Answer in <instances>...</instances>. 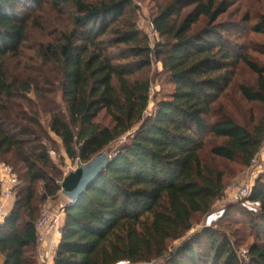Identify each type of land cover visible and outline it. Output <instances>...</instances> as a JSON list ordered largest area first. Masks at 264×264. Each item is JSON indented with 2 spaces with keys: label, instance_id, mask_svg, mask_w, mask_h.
Wrapping results in <instances>:
<instances>
[{
  "label": "trees",
  "instance_id": "1",
  "mask_svg": "<svg viewBox=\"0 0 264 264\" xmlns=\"http://www.w3.org/2000/svg\"><path fill=\"white\" fill-rule=\"evenodd\" d=\"M234 2L156 5L151 26L160 42L151 47L135 25L132 0H0V164L21 175L0 224L3 264H37L39 205L57 195L63 180L49 156L50 135L68 160L84 165L128 134L106 169L64 207L52 264H141L164 257L167 264H264V176L246 200L257 206L249 220L256 233L243 255L230 236L209 229L203 240L192 237L169 249L225 189L221 175L201 159L206 139L213 142L212 159L245 168L264 145V120L248 131L218 109L219 118L209 121L240 65L256 86L237 85L238 94L264 108V67L231 38L235 28L219 22ZM46 5L57 13L71 6L70 28L54 29L35 48L39 66L14 75L8 62L21 58L32 30L44 32L35 15ZM249 33L264 37V16ZM153 61L172 89L145 116L150 81L137 75ZM101 113L109 126L97 122ZM42 114L49 117L47 129Z\"/></svg>",
  "mask_w": 264,
  "mask_h": 264
},
{
  "label": "rangeland",
  "instance_id": "2",
  "mask_svg": "<svg viewBox=\"0 0 264 264\" xmlns=\"http://www.w3.org/2000/svg\"><path fill=\"white\" fill-rule=\"evenodd\" d=\"M169 1L170 0H132L133 4L137 7L134 19L135 25L138 30L147 35L151 47L160 42V37L153 33L151 26V21L157 14L156 5H164ZM234 1L233 7L230 8L219 22H223L226 25L228 24L227 26L235 28L232 30L233 36L231 38L235 40L238 46L244 48L245 51H243L249 55L251 61L264 67V37L249 33L251 26H253L261 16H264V0ZM60 12L61 13H57L53 11L49 5H46L43 11L36 13L35 16H38V22L42 24L44 32L31 31V36L25 49L22 51L21 58L8 62V70L12 74H19L24 67H38L39 65H34L37 64L34 58V51L37 45L50 40V36H53L52 32L54 29L70 28L69 16L73 13L72 7L65 6ZM245 16H249V21L247 23L244 22ZM137 76L144 77L150 81L149 104L145 113V116H149L154 111L155 103L161 100L167 92L171 91L172 87L167 82L164 74H162L161 65L155 61L152 62L150 67L141 71ZM233 83L234 84L226 90L220 101L215 105V109L209 117V121L213 122L219 118V109L222 110L224 115L231 118L248 131H252L254 127L264 120V108L259 104L243 101L236 87L240 84L255 87L256 77L240 65L235 72ZM29 99L34 101V94H30ZM56 101L63 109L59 93L56 94ZM48 119L49 117L46 114L40 116V122L45 129H47L48 126ZM97 122L104 127L110 125V120L104 113L98 116ZM127 136H129V134L110 145L106 153L111 155L117 151L121 145L125 143ZM50 138L51 142L47 143L49 156L55 168L59 171L60 177L63 179L65 175L83 164L79 163L77 160L74 162L68 160L60 140L53 135H50ZM206 142L208 143L205 150L200 154L201 159L210 169L221 175L225 189L222 196L213 203L208 213L194 216L191 230L187 232L180 241L170 243L169 249H174L192 237L198 236L203 240L202 235L204 231L209 229L230 236L231 240L240 248L241 254L243 252L245 253L248 246L254 241L256 229L252 224L251 227H249V220L253 217L250 215L251 211H257V206L249 204L246 200L240 202L235 201L232 192L239 186L248 188L253 187L255 182L264 176V145L256 155L255 163L245 168L238 161L227 163L212 159L208 152L209 146L211 144L213 145V142H210V139H206ZM13 173L17 178H21L19 173H15L14 171ZM41 194V184H38V199L41 197ZM69 203L70 202L61 195L60 190L54 198H48L42 205H39V216L44 210L58 213L60 217L59 228L61 230L64 220L63 209ZM226 214L228 216H226ZM37 255L36 253V256ZM166 259L167 257H164L150 263L141 264H167ZM44 263L49 264L48 260L44 261ZM119 264L131 263L121 262Z\"/></svg>",
  "mask_w": 264,
  "mask_h": 264
},
{
  "label": "built area",
  "instance_id": "3",
  "mask_svg": "<svg viewBox=\"0 0 264 264\" xmlns=\"http://www.w3.org/2000/svg\"><path fill=\"white\" fill-rule=\"evenodd\" d=\"M154 34L156 32L153 30ZM151 46V45H150ZM256 157V156H255ZM255 163V158L250 166ZM18 178L12 169L4 164H0V223L2 224L7 216L6 208L8 203L15 200V189L18 187ZM252 187L239 186L233 190V199L237 202L247 200L251 194ZM60 217L58 213L50 210H44L39 216L36 224V248L44 252L43 260L53 262L55 252L60 237L59 228ZM244 252L242 253V255Z\"/></svg>",
  "mask_w": 264,
  "mask_h": 264
},
{
  "label": "water",
  "instance_id": "4",
  "mask_svg": "<svg viewBox=\"0 0 264 264\" xmlns=\"http://www.w3.org/2000/svg\"><path fill=\"white\" fill-rule=\"evenodd\" d=\"M110 156L103 152L87 164L80 165L74 171L64 176L60 183L61 195L71 204L88 189L96 178L106 169Z\"/></svg>",
  "mask_w": 264,
  "mask_h": 264
},
{
  "label": "crops",
  "instance_id": "5",
  "mask_svg": "<svg viewBox=\"0 0 264 264\" xmlns=\"http://www.w3.org/2000/svg\"><path fill=\"white\" fill-rule=\"evenodd\" d=\"M13 204H14V202L8 203L7 208H6V213L7 214L11 211V209L13 207ZM59 240L60 239H58V243H59ZM35 251L38 254L37 255V264H45L44 263V260H43V258H44V252L41 249H37V248H36ZM3 263H4V257L0 255V264H3ZM52 263H53L52 261L49 262V264H52Z\"/></svg>",
  "mask_w": 264,
  "mask_h": 264
}]
</instances>
